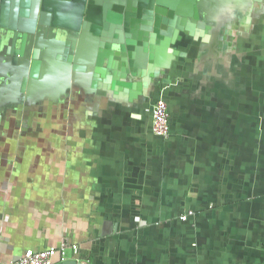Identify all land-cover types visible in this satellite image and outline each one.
Segmentation results:
<instances>
[{"label": "crops", "instance_id": "1", "mask_svg": "<svg viewBox=\"0 0 264 264\" xmlns=\"http://www.w3.org/2000/svg\"><path fill=\"white\" fill-rule=\"evenodd\" d=\"M62 244L264 264V0H0V264Z\"/></svg>", "mask_w": 264, "mask_h": 264}, {"label": "built area", "instance_id": "2", "mask_svg": "<svg viewBox=\"0 0 264 264\" xmlns=\"http://www.w3.org/2000/svg\"><path fill=\"white\" fill-rule=\"evenodd\" d=\"M150 113L152 116V133L160 138L168 139L170 136V114L165 100L163 98L157 99L151 107ZM192 214L189 211L181 216V220L185 221ZM71 249L76 250V247L72 246ZM66 255L67 245L62 244L59 248L50 247L37 252L26 250L20 259L2 264H53L56 256L63 261Z\"/></svg>", "mask_w": 264, "mask_h": 264}]
</instances>
